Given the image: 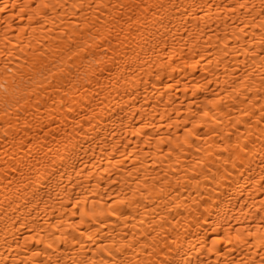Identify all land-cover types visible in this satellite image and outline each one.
I'll use <instances>...</instances> for the list:
<instances>
[{
    "label": "bare ground",
    "instance_id": "1",
    "mask_svg": "<svg viewBox=\"0 0 264 264\" xmlns=\"http://www.w3.org/2000/svg\"><path fill=\"white\" fill-rule=\"evenodd\" d=\"M0 264H264V0H0Z\"/></svg>",
    "mask_w": 264,
    "mask_h": 264
}]
</instances>
